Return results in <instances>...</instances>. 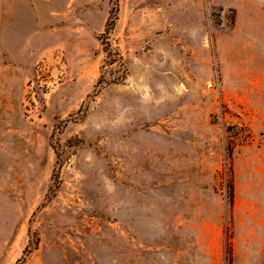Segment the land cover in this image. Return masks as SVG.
<instances>
[{
    "label": "rangeland",
    "instance_id": "rangeland-1",
    "mask_svg": "<svg viewBox=\"0 0 264 264\" xmlns=\"http://www.w3.org/2000/svg\"><path fill=\"white\" fill-rule=\"evenodd\" d=\"M110 8L0 0V264H264V0Z\"/></svg>",
    "mask_w": 264,
    "mask_h": 264
},
{
    "label": "trees",
    "instance_id": "trees-1",
    "mask_svg": "<svg viewBox=\"0 0 264 264\" xmlns=\"http://www.w3.org/2000/svg\"><path fill=\"white\" fill-rule=\"evenodd\" d=\"M109 4L111 5V8H110V11L108 13V17H107V20L105 22V25H104V29H103V34L102 36H106L108 34V32L111 30L113 24H114V16H115V13L117 11V0H109ZM103 49L105 50L106 54L110 55V51L107 50V46L105 45L103 47ZM115 55V58H116V61H120V58H118V55L117 54H113V56ZM115 61L113 62H110V63H114ZM231 190H232V187H231V180L229 179L228 180V202L230 203L231 200H232V193H231ZM227 261L226 263L227 264H230V260H229V254L227 255Z\"/></svg>",
    "mask_w": 264,
    "mask_h": 264
}]
</instances>
